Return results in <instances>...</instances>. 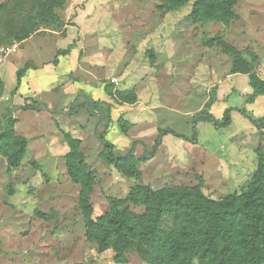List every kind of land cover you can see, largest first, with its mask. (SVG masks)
Returning <instances> with one entry per match:
<instances>
[{
	"label": "rangeland",
	"instance_id": "1",
	"mask_svg": "<svg viewBox=\"0 0 264 264\" xmlns=\"http://www.w3.org/2000/svg\"><path fill=\"white\" fill-rule=\"evenodd\" d=\"M193 3L66 0L55 9L57 29L30 35L50 42L42 51L50 59V103L15 108L0 78V133L7 124L27 141L17 166L0 144V264H150L135 252L116 263L110 248L99 251L86 239L83 184L66 165L71 151L95 179L93 217L138 180L153 189H194L214 201L247 188L264 159V128L239 110L264 117V105L246 102L252 75L264 81V0H233L224 22L194 18ZM22 41L0 43V66ZM80 92L111 105L107 125L84 108L62 112ZM228 107L239 109L228 126L193 123L201 111L220 120ZM98 135L117 155L133 149L137 176L106 161Z\"/></svg>",
	"mask_w": 264,
	"mask_h": 264
},
{
	"label": "trees",
	"instance_id": "2",
	"mask_svg": "<svg viewBox=\"0 0 264 264\" xmlns=\"http://www.w3.org/2000/svg\"><path fill=\"white\" fill-rule=\"evenodd\" d=\"M65 1H2L0 43L22 41L42 28L57 29L60 20L55 9ZM232 3L233 0H194L192 16L224 22L233 15ZM25 68L17 71L16 86ZM235 71L253 74L246 69ZM251 82L254 91L247 96L246 102H252L256 96L264 93V81L252 75ZM80 95L82 101L78 100ZM36 105L37 102L32 101L30 108H39ZM82 108L89 115L98 116L106 125L110 122L111 105L88 97L84 92L78 93L62 112L77 114ZM232 109L226 108L220 120L201 111L193 123L209 121L218 128L228 126ZM239 111L257 128H264V117L255 120L246 109ZM3 127L0 144L9 154V165L17 166L24 155L27 141L14 138L7 124ZM164 134L160 132L157 135L149 156H153ZM175 135L185 138L182 134ZM98 140L108 163L122 172L127 168L129 172H125L126 175H138L133 149L126 155H117L111 142L99 135ZM71 142L73 148L78 146L75 140ZM74 157L75 151H71L66 165L72 180L83 184L79 204L84 214L85 237L99 251L110 248L114 253V262L124 263L126 254L135 252L150 264H264V159L258 165L252 181L239 194L214 201L194 189L178 186L153 189L138 180L124 199H109L108 209L100 216L93 217L90 192L95 179L82 159L75 161Z\"/></svg>",
	"mask_w": 264,
	"mask_h": 264
},
{
	"label": "crops",
	"instance_id": "3",
	"mask_svg": "<svg viewBox=\"0 0 264 264\" xmlns=\"http://www.w3.org/2000/svg\"><path fill=\"white\" fill-rule=\"evenodd\" d=\"M18 44L19 49L15 53L16 55L9 56L0 66V78L4 84V93L12 95L13 103L18 105L15 108L32 101L37 102L36 107H40L41 102L39 101L43 100L44 107L46 106L48 109L50 103V59H45L42 56V51L50 42L47 38L32 35ZM28 62L30 64L27 66ZM23 67L26 68L16 86V73ZM257 97L254 101L255 106L261 107L264 105V94ZM231 108H233L231 112L238 110L235 107Z\"/></svg>",
	"mask_w": 264,
	"mask_h": 264
}]
</instances>
